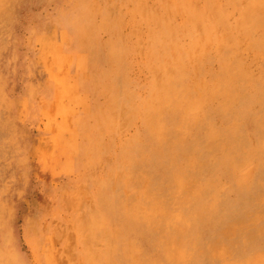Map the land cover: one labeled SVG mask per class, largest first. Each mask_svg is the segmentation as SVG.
<instances>
[{
    "label": "rangeland",
    "instance_id": "rangeland-1",
    "mask_svg": "<svg viewBox=\"0 0 264 264\" xmlns=\"http://www.w3.org/2000/svg\"><path fill=\"white\" fill-rule=\"evenodd\" d=\"M0 264H264V0H0Z\"/></svg>",
    "mask_w": 264,
    "mask_h": 264
},
{
    "label": "bare ground",
    "instance_id": "bare-ground-1",
    "mask_svg": "<svg viewBox=\"0 0 264 264\" xmlns=\"http://www.w3.org/2000/svg\"><path fill=\"white\" fill-rule=\"evenodd\" d=\"M44 38V37H43ZM257 62V61H256ZM61 154H62V152H61ZM54 257V256H53ZM54 260V259H53Z\"/></svg>",
    "mask_w": 264,
    "mask_h": 264
}]
</instances>
